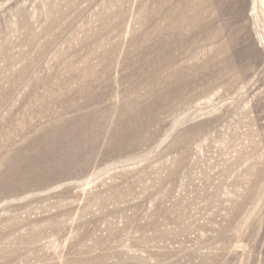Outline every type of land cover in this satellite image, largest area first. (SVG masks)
I'll use <instances>...</instances> for the list:
<instances>
[{
  "label": "rangeland",
  "instance_id": "1",
  "mask_svg": "<svg viewBox=\"0 0 264 264\" xmlns=\"http://www.w3.org/2000/svg\"><path fill=\"white\" fill-rule=\"evenodd\" d=\"M0 264H264V0H0Z\"/></svg>",
  "mask_w": 264,
  "mask_h": 264
}]
</instances>
